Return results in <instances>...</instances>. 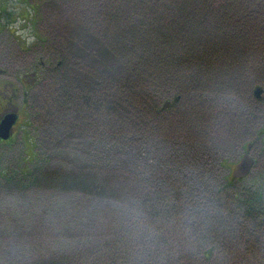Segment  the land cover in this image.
Returning a JSON list of instances; mask_svg holds the SVG:
<instances>
[{"label":"rangeland","instance_id":"374dc122","mask_svg":"<svg viewBox=\"0 0 264 264\" xmlns=\"http://www.w3.org/2000/svg\"><path fill=\"white\" fill-rule=\"evenodd\" d=\"M198 1L188 4L194 7ZM220 1L215 0V4ZM254 1L262 10L258 17L250 16L253 33H245L242 39L232 25L230 38L224 35V29L208 28L200 33L205 47L227 46L231 55H237L236 50L244 51L249 45L264 46V0ZM122 2L0 0V81L17 88L15 104L20 112V127L13 138L0 142V167H29L39 156L46 168L85 173V181L94 186L89 190H64L40 184L29 188L0 185V264H28L38 258L63 255L69 256L66 261L73 257L79 264L263 263L264 214L259 220L247 222L239 215L240 209L226 211L233 208L234 195L250 187L261 191L260 204L264 207V129L258 133L264 128L263 65L248 82L245 78L236 81L240 86L237 89L231 90L225 83L217 89L189 88L182 92L173 109L164 108V117L170 120L167 131L154 127L147 131L138 126L133 114L139 105L135 97L128 110L124 109L127 103L116 106V121L110 113H106V120L95 113L91 99L81 107L76 100L66 112L70 117L78 114L77 123L82 126L103 123L55 138L52 135L57 132L50 133L51 120L65 115L47 114L41 103H47L49 96L43 90L36 94L35 85L28 92L27 104L22 100L19 74L33 71L40 59L46 62L41 56L44 51L47 56L60 48L68 59L72 81L68 85L75 98L80 94L75 85L92 88L90 81L97 74L99 82L93 88L100 92L94 98L112 93L109 98L114 100H131L121 91L137 93L139 89L148 103L143 105L145 110L153 105L151 99L169 101L167 93H158L154 87L157 81L143 80L137 77V71L130 75L129 70L134 65V43H144L155 53L164 52L160 47L155 50L153 41L144 42L136 39L137 35L133 38V27L146 31L163 25L166 30L171 21L166 13L172 10L173 0ZM239 2L242 0L236 1L235 8H242ZM119 3L126 5L124 13L116 8ZM252 10H234V21L242 24ZM86 26L99 34L100 41L82 32ZM41 36L48 41L39 40ZM108 45L113 56L110 54L106 62L88 54L89 48L100 51ZM147 48L143 50L147 52ZM249 51L250 56L259 55L255 48ZM74 52L82 59L77 66L72 64ZM137 64L136 70L148 71L144 64ZM188 70L180 72L186 75ZM130 79L134 85L120 84ZM256 82L255 87L263 91L262 98L252 97L247 90L249 83ZM7 89L3 88V93ZM36 96L37 105L33 101ZM57 104L54 110L62 108ZM231 176L235 180L228 182L226 177ZM141 193L148 197V205L143 204L144 196L132 200ZM92 249L98 250L97 257L86 259ZM112 251L113 258H106Z\"/></svg>","mask_w":264,"mask_h":264},{"label":"trees","instance_id":"16d2710c","mask_svg":"<svg viewBox=\"0 0 264 264\" xmlns=\"http://www.w3.org/2000/svg\"><path fill=\"white\" fill-rule=\"evenodd\" d=\"M125 1L127 0H123L122 3H124ZM236 1L237 0H221L220 3L215 4V0H201L195 2L194 4L196 5L192 7L189 6L188 3L192 4L193 0H173V4L171 5L172 10L167 11L166 13L168 15V19L170 18L169 20H171L169 21L168 28L166 30H164L163 25H156V28L154 26H151V29H149L150 31L140 30V28H138L137 26L133 27V30L135 31V34L132 35L133 38H135L137 35L136 39L140 38L144 42L148 43H151L153 41L152 46L153 48H155V50L160 47V50L164 51L162 53L152 52L147 47H145L144 43L139 42L134 43L135 50H132L134 65L133 70H129V74L135 75V72L137 71L136 75H140L137 77H140L143 80L153 79L157 81L158 84L154 85V87L156 88L158 93L159 91L165 92L169 97V101L161 100V98L151 99L150 102L153 105H151L148 110H145L143 107V105H148V103L144 101L145 97L141 96L142 91L139 89L137 93L132 92L129 89L123 91L120 90L122 96L124 95V91L128 93L129 97H131V100H126L123 97L122 98L124 100L119 98L117 100H114L112 98H109V96L112 97V93L106 94V98L102 94L95 96L94 98L93 95H95L96 92H100L98 91V89L93 88L94 84L99 82V78L96 76V73V75H92L93 79L90 81V85L92 86V88H87V85L83 87L81 84H76L75 88L78 90V92H80V94L77 98L73 97V89H70L68 85L69 82L72 83L70 78V67L68 65V59H66V57H63L60 48H57L55 51L52 50L51 54L47 56L45 51L41 54V56L46 57L47 60H50L51 58L53 59L50 60L49 65L45 61L43 65H39V62L37 61L35 67L33 68V71H30L29 73L19 74V77H17V79L20 80L26 88L24 91H30L33 86L37 85L33 90L36 94H38V92L40 93V91L43 90L49 96L47 99V103H41L42 108L48 112L47 114H49L50 116L61 114L65 115L57 120H51L52 123L50 127V133L52 135L53 131H56L57 134L52 135L55 138H57L58 136H64V134L68 131L73 132L75 131V129L91 130L93 127H96L103 123V121H96V123L87 122L85 126H82L81 123H77V120L79 119L78 114L70 117L69 115L71 114L66 112V109H69L71 103L74 104L76 100L81 107L84 104H88L91 99V105L93 106L92 109L95 113H97L98 115L102 114L104 120H106L105 117L106 115H108L106 113H110L112 115L111 119H114L116 121L115 118H117L118 116L115 112V110L117 109L116 106L122 103H127V107L125 106L124 109L128 110V106L132 103L133 97H135L137 101L136 103L137 105L139 103V105L138 110L134 108L135 112L133 111V114L134 118H137L139 122L138 126H142V128L147 131L150 129V127L157 128L160 131H167L170 129L168 124V121L170 122V120H166L163 113L166 110H171L175 107L177 101L182 96V92H185V90L189 88L217 89L216 86L224 85L225 83H227V88L231 90L235 88L237 89L240 86L237 87V85H235L236 81L239 82V80L242 78H245L246 81H249V78L252 74L254 76L256 72L261 70L259 67L260 65H263L264 68L263 45H249L247 46L248 49L245 47L244 51L236 50L238 52L237 55H231L229 47L227 46L221 47L217 46V44H213L210 48L205 47L204 45L205 41L202 39L200 33L202 31L206 33L207 30H209L208 28L215 29L216 31L224 29L226 32L224 35L229 36L230 34H232L230 33V27L234 25V28L240 32L239 37L242 39L245 33H253L251 27V22L253 21L250 19V16H257L262 10V7L258 5L254 0H242V2H239L241 5H243L242 8H252L253 10L250 14L247 15L242 24L236 23L234 21L232 12L234 10L236 11L238 9H242L241 7L235 8L237 7ZM125 6L122 7L119 3L118 5H116V8H119L121 13H124L123 9L125 8ZM135 15H137V13H135ZM128 16L129 15L127 14L125 17ZM150 16L153 17L154 15ZM108 20L111 21V19L109 18L106 21L107 23H110V21ZM203 25L206 26L205 29L203 28ZM216 31L214 33L215 39H217ZM82 32L86 34L87 37H91L90 39L100 41L99 34L95 33V31L89 26L82 28ZM117 35L118 34H116V37ZM229 37L232 38L233 35ZM46 39V37L42 36L41 38H39V40L42 41H46ZM180 42L181 44H179ZM52 44L50 43V45ZM54 45L57 47L56 44ZM141 45L143 47H141L140 49ZM136 47L137 49H139V51H137ZM144 48H147V52L143 50ZM249 48L251 50H254L255 48L258 51L259 55H255L256 57L250 56L251 54ZM110 49L111 47L109 45L108 47L104 46V48L100 51L99 49L95 51L94 49L89 48L88 54L94 56L95 58L96 56H99L101 57V61L106 62V59L113 56L111 53H109L111 52ZM116 52H118L120 56H122L123 54L121 51H119V49H117ZM165 52H169L170 54L166 55ZM72 56L74 57L72 64L74 66H77L79 64L78 62H80L79 60L82 59L76 52H74ZM143 59L148 61L149 64L142 63L141 60ZM258 59H260L259 63L256 64L255 62H257ZM246 60H248L250 64H248V61ZM139 62L148 67L147 72H141L142 68H140V70H136L138 65L137 63ZM90 65L93 66L92 61ZM238 65L239 67L237 70ZM91 66L89 70L93 69ZM149 68L152 70H150ZM185 68L189 69L186 75L180 72ZM183 74L186 77H182L181 75ZM199 79H201V81H198ZM123 83H130L131 85H134V80H123L120 84ZM4 84L6 85L7 83H2L0 81V87H2L0 88V106L7 105V101H9V95L14 92L15 95L14 97L12 96L11 105L17 108V105L15 104L16 102L14 100L17 95V89H15L16 87H13V84L11 87L9 86V84L4 87ZM256 84H258V82L249 83V85L247 86V90L249 91V94L252 95V97V88L254 89ZM109 87L113 88L112 81H109ZM158 87L160 89H158ZM3 88H8L7 92L3 93ZM37 97L38 96L33 98L35 105H37V101L35 99ZM24 101H26L25 96ZM25 103L27 104V101ZM56 104L57 106L59 105V107L62 106V108L54 110V105ZM165 107H167L166 110L164 109ZM24 124L25 126L27 125V123L25 122ZM132 126H134V124H132ZM263 129L264 128H260L258 130V133H261ZM30 164L31 166L29 167L23 165L22 167L15 169L1 166L0 185L4 184L9 186L10 188H13L14 186L18 188H29L34 184H40L44 186H57L58 188H62L64 190H77V188L89 190L90 188L94 187H91V184L85 181L88 177L87 174H81L78 172L76 173V171L71 170L64 171L59 168H46L45 166L41 165L39 156H35L33 162ZM239 178L243 179V177ZM226 179L228 182L235 180V178H233L232 176L229 177V179L226 177ZM101 189L105 191L106 188L104 186H101ZM143 196V204L148 205L149 199L143 193L135 195L132 200L135 201L137 198L140 199ZM234 196V206L232 209L230 207L226 210L228 211V213H233L234 211L240 209L238 211L240 212L239 215H241V217L247 222L251 221V219L259 220L262 214H264V207H262V205L260 204L261 191L259 189L251 187L246 188V190L239 191ZM145 198L147 200H145ZM250 228L254 230L252 226ZM94 250L95 249H92L90 252L86 253L87 255L85 256V258L88 259V257L91 256L97 257L99 252L98 250ZM113 254V251L111 253H108L106 255V258L108 257L109 259H112ZM65 257L69 256L63 255L59 257L48 258L47 260L38 258L37 260L31 261L28 264H69L71 261H73V264H79V262L76 261L73 257L69 262L65 260ZM259 264H264V262Z\"/></svg>","mask_w":264,"mask_h":264},{"label":"water","instance_id":"95a60500","mask_svg":"<svg viewBox=\"0 0 264 264\" xmlns=\"http://www.w3.org/2000/svg\"><path fill=\"white\" fill-rule=\"evenodd\" d=\"M262 89L259 86H256L254 89V95L255 97L259 98L262 94ZM18 120V115L14 111L9 112V114L3 116L0 119V139L1 140H7L12 135V129L13 126L16 124V121Z\"/></svg>","mask_w":264,"mask_h":264},{"label":"flooded vegetation","instance_id":"af4514ba","mask_svg":"<svg viewBox=\"0 0 264 264\" xmlns=\"http://www.w3.org/2000/svg\"><path fill=\"white\" fill-rule=\"evenodd\" d=\"M5 86H7V84H6V85L4 84V87H5ZM9 86L11 87L12 84L9 83ZM14 95H15L14 92H13L11 95H9V97H8V100H9V101H7V105H1V106H0V117H3V116L5 115V113L8 112V111L11 109V107H9V106L11 105L12 96L14 97ZM17 125H18V124H17ZM17 125H16V126H17ZM17 128H18V127H17ZM14 129H15V126H14Z\"/></svg>","mask_w":264,"mask_h":264},{"label":"bare ground","instance_id":"6f19581e","mask_svg":"<svg viewBox=\"0 0 264 264\" xmlns=\"http://www.w3.org/2000/svg\"><path fill=\"white\" fill-rule=\"evenodd\" d=\"M260 1V0H259ZM105 31V30H104ZM72 123V122H71ZM64 129V128H63ZM214 234V233H213Z\"/></svg>","mask_w":264,"mask_h":264}]
</instances>
